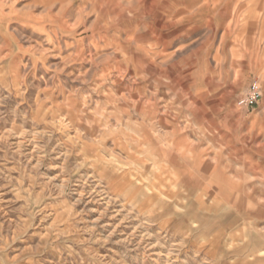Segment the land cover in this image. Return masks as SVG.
<instances>
[{"label":"rangeland","instance_id":"obj_1","mask_svg":"<svg viewBox=\"0 0 264 264\" xmlns=\"http://www.w3.org/2000/svg\"><path fill=\"white\" fill-rule=\"evenodd\" d=\"M247 200L264 0H0V264H258L264 219L180 218Z\"/></svg>","mask_w":264,"mask_h":264},{"label":"crops","instance_id":"obj_2","mask_svg":"<svg viewBox=\"0 0 264 264\" xmlns=\"http://www.w3.org/2000/svg\"><path fill=\"white\" fill-rule=\"evenodd\" d=\"M183 72L179 71L175 73L174 81L176 80V83L180 84L182 86L184 84V78L182 76ZM151 146L156 147V142H151ZM186 184V186L189 187V182H183ZM253 200V199H252ZM199 205L205 206V204H202V202L199 201ZM245 207H248L247 209H241V213H236L235 215L227 214V213H220L216 214L218 211L214 210L212 212H196L193 209H189L184 214H181L180 218L184 223V220L186 221H194V224L198 222L200 224V227L202 226L203 229L206 231V233H209L212 230V226L215 223H221V221H224L225 224L228 223L230 219H233V217H236L238 219H243L246 217V219H254L256 222H259L260 220L264 219V204L259 205L258 208H250L252 206V201L247 200ZM244 207V206H243ZM169 207L166 209L168 210ZM179 210H182L181 207L178 208ZM216 209V207H215ZM245 213V214H244ZM219 218V219H217ZM235 218V219H236ZM218 221V222H217ZM253 229H255V234L253 235V238L251 239V244L255 246V254L253 257L256 261H258V264H264V231L262 229H259V225L253 226Z\"/></svg>","mask_w":264,"mask_h":264},{"label":"built area","instance_id":"obj_3","mask_svg":"<svg viewBox=\"0 0 264 264\" xmlns=\"http://www.w3.org/2000/svg\"><path fill=\"white\" fill-rule=\"evenodd\" d=\"M263 96L262 86L258 80L253 81L245 95L238 100V107L242 109H252L261 101Z\"/></svg>","mask_w":264,"mask_h":264}]
</instances>
